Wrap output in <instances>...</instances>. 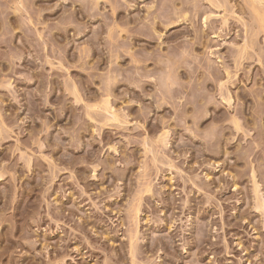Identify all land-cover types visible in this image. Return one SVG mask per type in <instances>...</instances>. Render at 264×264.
I'll use <instances>...</instances> for the list:
<instances>
[{"label": "rangeland", "instance_id": "obj_1", "mask_svg": "<svg viewBox=\"0 0 264 264\" xmlns=\"http://www.w3.org/2000/svg\"><path fill=\"white\" fill-rule=\"evenodd\" d=\"M0 264H264V0H0Z\"/></svg>", "mask_w": 264, "mask_h": 264}]
</instances>
